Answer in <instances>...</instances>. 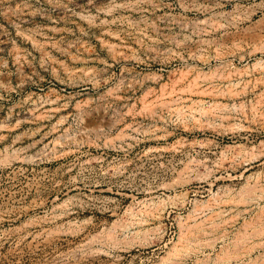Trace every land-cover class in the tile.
Here are the masks:
<instances>
[{
	"label": "rangeland",
	"instance_id": "374dc122",
	"mask_svg": "<svg viewBox=\"0 0 264 264\" xmlns=\"http://www.w3.org/2000/svg\"><path fill=\"white\" fill-rule=\"evenodd\" d=\"M237 4L0 0V264H264V18L207 26Z\"/></svg>",
	"mask_w": 264,
	"mask_h": 264
},
{
	"label": "bare ground",
	"instance_id": "6f19581e",
	"mask_svg": "<svg viewBox=\"0 0 264 264\" xmlns=\"http://www.w3.org/2000/svg\"><path fill=\"white\" fill-rule=\"evenodd\" d=\"M238 1L239 4H237V7L239 9L234 14L231 15V18L228 21L226 19L225 23H221L220 21H215V20L213 21L209 20L210 22H208L207 24L209 29L208 32L215 33L216 31L220 30L222 26L229 28V27H240L246 24L253 25L259 20L264 18V0H238ZM28 210L29 208L27 207L24 208V210H21L18 213V217L27 214ZM61 217L62 216L60 217H58L57 215L49 216L46 214L29 215L21 222L20 225H18L19 233H20L19 236L20 241L26 240L30 237L31 239L36 237V235L39 234V231L45 228L44 226L58 222L59 219H61ZM34 233L36 234L34 235Z\"/></svg>",
	"mask_w": 264,
	"mask_h": 264
}]
</instances>
